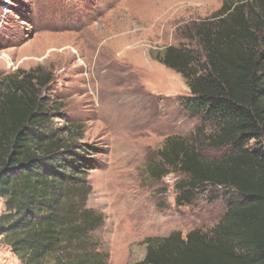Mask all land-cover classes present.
Returning a JSON list of instances; mask_svg holds the SVG:
<instances>
[{"label": "trees", "instance_id": "16d2710c", "mask_svg": "<svg viewBox=\"0 0 264 264\" xmlns=\"http://www.w3.org/2000/svg\"><path fill=\"white\" fill-rule=\"evenodd\" d=\"M190 47L168 46L155 59L184 78L182 107L199 118L191 140L170 136L163 168L184 176L176 202L197 190L227 189L225 212L208 232L146 238L133 264H264V0H229L188 26ZM40 68L0 77V237L21 264H106L91 233L103 215L86 207L93 151L49 128L39 96ZM224 149L205 158L197 141Z\"/></svg>", "mask_w": 264, "mask_h": 264}, {"label": "rangeland", "instance_id": "374dc122", "mask_svg": "<svg viewBox=\"0 0 264 264\" xmlns=\"http://www.w3.org/2000/svg\"><path fill=\"white\" fill-rule=\"evenodd\" d=\"M225 1L0 0V77L47 73L39 96L49 128L94 153L86 207L103 215L91 237L106 264L142 260L149 237L206 233L225 212L227 189L207 186L178 204L184 176L156 175L165 140H191L200 122L180 103L189 95L184 78L155 59L168 46L191 48L188 26ZM209 131L197 145L215 160L225 150L202 142ZM0 264H21L1 237Z\"/></svg>", "mask_w": 264, "mask_h": 264}]
</instances>
